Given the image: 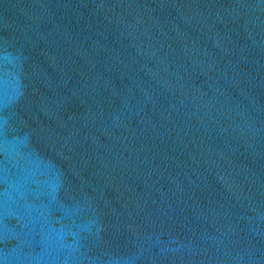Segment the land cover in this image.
I'll list each match as a JSON object with an SVG mask.
<instances>
[{
	"label": "water",
	"instance_id": "water-1",
	"mask_svg": "<svg viewBox=\"0 0 264 264\" xmlns=\"http://www.w3.org/2000/svg\"><path fill=\"white\" fill-rule=\"evenodd\" d=\"M0 264H264V0H0Z\"/></svg>",
	"mask_w": 264,
	"mask_h": 264
}]
</instances>
